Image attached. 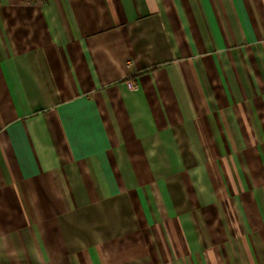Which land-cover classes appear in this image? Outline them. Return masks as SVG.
<instances>
[{"label":"crops","instance_id":"1","mask_svg":"<svg viewBox=\"0 0 264 264\" xmlns=\"http://www.w3.org/2000/svg\"><path fill=\"white\" fill-rule=\"evenodd\" d=\"M0 264H264V0H0Z\"/></svg>","mask_w":264,"mask_h":264}]
</instances>
